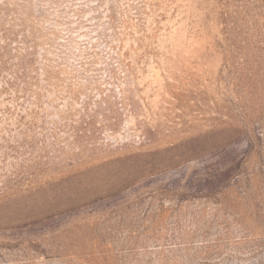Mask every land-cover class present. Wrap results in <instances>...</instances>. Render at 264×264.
Returning <instances> with one entry per match:
<instances>
[{
	"label": "rangeland",
	"instance_id": "obj_1",
	"mask_svg": "<svg viewBox=\"0 0 264 264\" xmlns=\"http://www.w3.org/2000/svg\"><path fill=\"white\" fill-rule=\"evenodd\" d=\"M0 264H264V0H0Z\"/></svg>",
	"mask_w": 264,
	"mask_h": 264
}]
</instances>
